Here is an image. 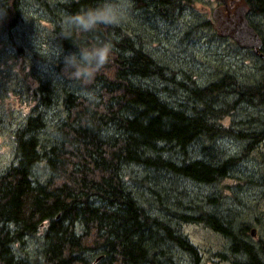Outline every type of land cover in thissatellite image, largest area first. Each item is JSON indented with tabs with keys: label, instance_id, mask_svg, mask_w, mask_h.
Masks as SVG:
<instances>
[{
	"label": "trees",
	"instance_id": "obj_1",
	"mask_svg": "<svg viewBox=\"0 0 264 264\" xmlns=\"http://www.w3.org/2000/svg\"><path fill=\"white\" fill-rule=\"evenodd\" d=\"M7 1L0 0V29L13 40L11 29L24 14L21 1ZM35 1L62 52L99 43L112 52L91 82L67 78L63 62H54L53 77L40 82L35 116L16 133L15 161L0 173V264H201L181 224L202 225L227 239L235 264H264L244 234L234 233L233 221L206 209L216 206L214 198L205 205L181 184L211 186L234 173L235 160L223 159L214 144L229 135L256 143L257 131L234 132L221 122L239 102L264 108L262 83L239 85L223 76L207 85L176 84L122 23L64 38L63 17L99 0ZM246 2L264 54L258 23L264 0ZM145 4L162 16L170 1ZM250 53L264 71L263 60ZM150 80L164 86L142 84ZM176 91L183 100L173 106L167 100ZM246 124L264 128V121ZM198 142L200 156L192 159L189 148Z\"/></svg>",
	"mask_w": 264,
	"mask_h": 264
},
{
	"label": "rangeland",
	"instance_id": "obj_2",
	"mask_svg": "<svg viewBox=\"0 0 264 264\" xmlns=\"http://www.w3.org/2000/svg\"><path fill=\"white\" fill-rule=\"evenodd\" d=\"M10 1L14 2L6 3ZM17 1L22 3L24 18L22 24L11 29L13 40L0 29V173L15 161L16 133L29 117L35 116L40 82L53 77L56 71L52 64L62 63L63 57L70 53L65 51L57 56L54 28L42 6L35 0ZM135 1L130 0L129 15L121 23L128 28V34H138L146 51L176 84L190 80L207 85L223 76L227 81L232 76L239 85L255 86L263 82L264 71L250 51L217 37L212 30L211 12L218 5L214 0H169L170 6L162 16L158 15L160 9L145 8V3L151 0ZM8 22L13 27L16 24L12 18ZM258 23L264 32V20ZM107 73L112 76L114 71ZM142 84L156 90L164 86L156 80ZM172 90L170 87L169 94ZM174 96V100H167L169 104L182 102L178 91ZM232 100L227 99L226 105ZM229 115L221 123L234 132L257 131L259 134L252 136L257 137L256 143L250 146L233 135L216 140L214 146L223 153L222 158L235 160L234 173L211 186L181 184L205 205L207 199L214 198L216 206L208 205L206 209L233 221L234 233L244 234L240 238L264 256V128L246 124L251 119L263 122L264 108L257 103L247 106L239 102ZM201 144L190 146L192 159L200 156ZM252 228L256 229L254 238L249 237ZM180 233L199 249L201 264H235L229 241L215 232L202 225L181 224ZM33 244L28 242L27 247L32 248Z\"/></svg>",
	"mask_w": 264,
	"mask_h": 264
},
{
	"label": "clouds",
	"instance_id": "obj_3",
	"mask_svg": "<svg viewBox=\"0 0 264 264\" xmlns=\"http://www.w3.org/2000/svg\"><path fill=\"white\" fill-rule=\"evenodd\" d=\"M130 8V0H99L94 7H88L75 15H65L62 27L67 35L64 38L71 39L73 32H92L99 25H118L128 17ZM77 49V52L63 57V74L74 80L91 82L108 63L112 47L108 43H99ZM61 52L62 49H59L57 56Z\"/></svg>",
	"mask_w": 264,
	"mask_h": 264
},
{
	"label": "water",
	"instance_id": "obj_4",
	"mask_svg": "<svg viewBox=\"0 0 264 264\" xmlns=\"http://www.w3.org/2000/svg\"><path fill=\"white\" fill-rule=\"evenodd\" d=\"M219 3L211 12V27L220 38L232 40L240 49L251 50L264 62L262 39L250 26L247 16L250 7L246 0H215ZM264 89V80L262 82ZM254 234V230H252Z\"/></svg>",
	"mask_w": 264,
	"mask_h": 264
},
{
	"label": "flooded vegetation",
	"instance_id": "obj_5",
	"mask_svg": "<svg viewBox=\"0 0 264 264\" xmlns=\"http://www.w3.org/2000/svg\"><path fill=\"white\" fill-rule=\"evenodd\" d=\"M252 230H254V234H252ZM255 235H256V229L255 228L250 229V231H249V237L254 238Z\"/></svg>",
	"mask_w": 264,
	"mask_h": 264
}]
</instances>
